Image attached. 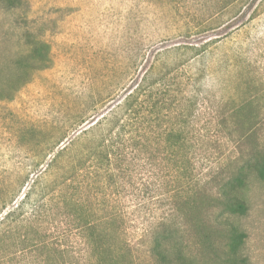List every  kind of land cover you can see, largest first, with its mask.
Masks as SVG:
<instances>
[{"label":"rangeland","instance_id":"obj_1","mask_svg":"<svg viewBox=\"0 0 264 264\" xmlns=\"http://www.w3.org/2000/svg\"><path fill=\"white\" fill-rule=\"evenodd\" d=\"M231 1L0 0V219L11 208L31 217L54 186L46 164L57 147L96 121L91 134L106 133L129 94L154 129L185 127L193 174L212 190L232 169L229 156L264 138V0L244 13L248 0ZM136 176L135 196L126 188L110 207H123V237L139 264H155L149 233L169 212L172 176ZM243 195L249 209L231 220L246 233L250 264H264V182L252 176ZM204 205L182 218L193 251L192 221L215 213Z\"/></svg>","mask_w":264,"mask_h":264},{"label":"trees","instance_id":"obj_2","mask_svg":"<svg viewBox=\"0 0 264 264\" xmlns=\"http://www.w3.org/2000/svg\"><path fill=\"white\" fill-rule=\"evenodd\" d=\"M255 1L248 0L242 13ZM254 12L257 9L251 18ZM130 97L123 104V117L116 118L106 133L91 134L96 121L57 147L46 164V169L56 172L54 186L48 184L51 192L31 217H20L17 208H11L0 219V264H139L123 237L125 211L110 207V202L118 200L126 188L135 196L136 174L163 170L172 176L170 209L150 233L146 230L148 257L155 264H250L243 252L246 233L231 217L249 209L243 195L249 179L254 176L264 182V138L258 141L252 127H247L245 135L256 139L255 146L241 157L229 156L232 169L225 176L216 175L207 193L193 174L185 127L154 129L143 112L132 109ZM250 104H236L233 116ZM204 204L215 213L207 224L192 221L198 226L200 242L193 251L184 242L188 229L182 218ZM221 231L224 243L219 246L213 236Z\"/></svg>","mask_w":264,"mask_h":264}]
</instances>
